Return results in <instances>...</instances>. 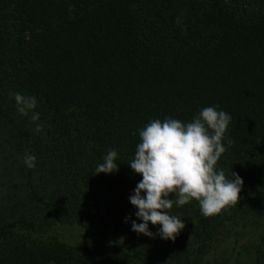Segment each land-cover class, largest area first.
I'll return each instance as SVG.
<instances>
[{
	"label": "trees",
	"instance_id": "trees-1",
	"mask_svg": "<svg viewBox=\"0 0 264 264\" xmlns=\"http://www.w3.org/2000/svg\"><path fill=\"white\" fill-rule=\"evenodd\" d=\"M216 105L232 117L218 166L243 178L240 200L209 217L174 205V241L131 231L139 130ZM109 149L119 170L94 174ZM244 221L264 264V0H0V264H228L210 254ZM65 229L106 242L70 245Z\"/></svg>",
	"mask_w": 264,
	"mask_h": 264
},
{
	"label": "clouds",
	"instance_id": "clouds-1",
	"mask_svg": "<svg viewBox=\"0 0 264 264\" xmlns=\"http://www.w3.org/2000/svg\"><path fill=\"white\" fill-rule=\"evenodd\" d=\"M14 99L20 115L31 112L30 119L39 121L35 95L18 92ZM231 120V115L216 105L202 108L191 122L167 117L151 120L139 130L134 157L127 163L141 176L129 196L136 209L125 218L131 231L174 241L186 226L185 220L171 211L174 205L182 207L195 200L201 214L209 217L240 200L243 178L234 171L226 175L218 166L227 150L224 138ZM35 131H42V126L37 124ZM23 160L28 168L36 166L34 155L26 154ZM117 161V151L109 149L94 174L118 171ZM150 226H158L157 231H151Z\"/></svg>",
	"mask_w": 264,
	"mask_h": 264
},
{
	"label": "rangeland",
	"instance_id": "rangeland-1",
	"mask_svg": "<svg viewBox=\"0 0 264 264\" xmlns=\"http://www.w3.org/2000/svg\"><path fill=\"white\" fill-rule=\"evenodd\" d=\"M262 229L250 221H244L231 226V230L219 238L214 250L210 254L212 261H227L228 264H255L254 246L260 239ZM58 237L74 246L99 245L106 242V237L75 229H65ZM108 238L120 240V235L113 229Z\"/></svg>",
	"mask_w": 264,
	"mask_h": 264
}]
</instances>
